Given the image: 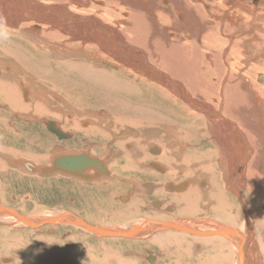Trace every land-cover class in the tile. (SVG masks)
<instances>
[{
    "label": "bare ground",
    "instance_id": "1",
    "mask_svg": "<svg viewBox=\"0 0 264 264\" xmlns=\"http://www.w3.org/2000/svg\"><path fill=\"white\" fill-rule=\"evenodd\" d=\"M41 2L45 4L40 5ZM5 29L7 39L0 37V64L5 65L0 66V99L7 104L4 114L33 110L37 116L46 115L42 114L46 110L41 104L47 100L46 93L28 82L35 80L32 73H40H34L35 68L66 70L69 66H81L93 77L95 70L100 72L101 64H108L107 58L112 59L110 66L118 76L125 77L127 101L131 102L130 96L134 100L129 107L136 106L131 110L137 118L130 117V122L125 119V123L139 129V143L149 146L146 152L155 155L159 150L154 146L162 147L164 160L184 152L169 174L173 177L181 172L179 176L192 180L185 192L170 198L176 204L184 202L179 215L196 214L198 208H204V215L215 219L202 217L161 224L139 220L113 231L89 225L70 213L29 220L13 208L0 206V223L34 230L74 225L100 238H138L141 233L146 237L156 232L155 244L163 247L167 260L174 247L205 251L228 241L229 248L237 251L233 264H257L259 259L264 263V243L259 246L262 258L256 250L262 237L256 236L258 242L255 238L259 228L264 229V0H0V30ZM17 47L41 63L36 62L33 67L21 61ZM113 75L117 77L113 71L106 74ZM103 79L100 78L106 82ZM39 123L56 137L47 128L51 123L56 129L55 122L42 119ZM81 125L86 126V121ZM61 132L66 135L62 140L70 138L68 133ZM130 139L125 157L118 162L139 161L135 154L139 144ZM86 154L101 163V171L86 172L91 175L88 178L52 171L55 157L48 166L37 167L23 160L17 163L24 168L33 166L34 171L25 169L43 176L63 174L91 181L109 176L104 160L88 151ZM150 167L163 171L156 164ZM41 168L49 171H40ZM188 185L189 181H184L165 188L182 192ZM142 187L140 193L151 192L149 184ZM133 192L129 190L119 200L128 199ZM159 207V203L151 205L153 209ZM143 222L151 225L142 232L132 230ZM162 234L167 235L160 239ZM183 236L203 239H186L183 244Z\"/></svg>",
    "mask_w": 264,
    "mask_h": 264
},
{
    "label": "rangeland",
    "instance_id": "2",
    "mask_svg": "<svg viewBox=\"0 0 264 264\" xmlns=\"http://www.w3.org/2000/svg\"><path fill=\"white\" fill-rule=\"evenodd\" d=\"M44 4L40 3V5ZM121 31L123 34L122 29ZM101 38L104 40L105 36L101 34ZM16 51H18L17 58L21 57L20 60L29 63L30 66L35 67L36 62L41 63L37 57H30L21 47H17ZM103 52L105 53V50ZM67 61L68 59L65 62ZM110 61L112 59L107 58L108 64H101L100 72L95 70L97 74L93 77H89L81 66H69L66 70L51 67L35 68L34 73H40L37 75L32 73L38 77H33L35 80L28 82L31 87L36 86L44 90V94L46 93L45 103L37 99L42 107H45L46 111L42 113L46 114L45 116H37L33 110L15 115L4 114L7 111V104L0 99V155L5 157H0V206L13 208L19 215L29 220H42L51 214L70 213L89 225L113 231L137 223L139 220H151L161 224L202 219V217L215 219L211 215H204L206 213L204 208H198L196 214L179 215V207L184 206V202L181 203L182 205L176 204L170 198L173 194L185 192L192 180L184 175L179 176L181 172H178V168L175 169L178 175L170 177L169 174L174 162L179 161L184 152L168 160L161 158L164 153L160 146H154L159 150L157 155L147 153L149 146L138 141L141 136L139 129L135 128V130L125 123V119L126 122H130L133 119L130 117L137 118V113L131 110L136 106L129 107L134 100L132 96H130L131 102L126 99L123 88L125 77L118 76L117 70L110 66ZM1 65L5 66L3 63ZM111 71L115 72L117 77L106 76ZM100 78H104L106 82ZM30 94L33 98V92L30 91ZM42 119L55 122L61 131L70 135V138L58 140L39 123ZM84 121L86 126L83 127L81 123ZM126 137L129 139L137 137L133 140L139 144H136L135 149L139 161L118 162L125 157V148L127 149L126 146L130 144ZM143 146H145L144 150ZM86 151L104 160L109 176L92 181L63 174L43 176L30 173L23 165L17 163L23 160L37 167L48 166L50 159L58 154ZM36 159L45 161L35 163ZM150 164L162 167L163 171H156L150 167ZM101 180H106L105 185ZM184 181H189V185L182 192L165 188V185H179ZM205 182L208 185V182ZM148 184L152 187L151 192L140 193L142 186ZM131 189L134 190L133 194L128 199L120 201L119 197L126 196ZM152 203H159V209L151 208ZM203 233L204 231L201 234ZM157 234L151 232L144 237L146 234L141 233L138 238H100L74 225H52L34 230L18 224L5 226L0 223V264H233L232 261L237 255L236 249L232 247L230 249L227 241L226 245L219 246L223 248L221 250L193 251L188 248L185 251L177 247L171 248L170 261L167 260L168 256L162 253L163 247L161 249L155 244L158 238L154 236ZM165 235L167 234L159 235L160 239ZM168 235L172 236V234ZM256 236L262 237L258 239L259 242ZM255 238L258 242L257 255L260 254L262 258L259 246L260 243H264V229L262 231V228H259ZM186 239L194 241L203 238L185 236L182 240L183 244L187 243ZM3 247L7 250L4 251ZM173 250L175 253H172ZM233 251L236 254H233ZM148 253H152L153 262L149 261ZM223 257L228 259L223 260ZM257 264L264 263L259 259Z\"/></svg>",
    "mask_w": 264,
    "mask_h": 264
},
{
    "label": "water",
    "instance_id": "3",
    "mask_svg": "<svg viewBox=\"0 0 264 264\" xmlns=\"http://www.w3.org/2000/svg\"><path fill=\"white\" fill-rule=\"evenodd\" d=\"M47 128L52 131L58 140H62L66 138V135L61 132L58 126H56V129L52 126L51 123L47 124ZM83 154L78 153L79 155L76 154H61L57 157L52 162L51 170L58 172V170H62L63 172H66L68 174L72 175H79L82 178H88L89 174L86 172L89 170H96L98 169L101 171V163L96 159L88 156L86 152H82ZM29 171H34L35 168L33 166H27L25 167ZM46 168H41V170H45ZM46 171H49L46 169ZM88 175V176H86ZM148 225H151L150 222H143L137 225H134V228L132 229L133 231H140L142 232L146 229ZM141 226V227H140ZM113 232V231H111ZM124 234H129L131 231L127 232ZM149 255L147 256L150 261L154 259L153 255L151 253H148Z\"/></svg>",
    "mask_w": 264,
    "mask_h": 264
},
{
    "label": "clouds",
    "instance_id": "4",
    "mask_svg": "<svg viewBox=\"0 0 264 264\" xmlns=\"http://www.w3.org/2000/svg\"><path fill=\"white\" fill-rule=\"evenodd\" d=\"M0 37H3L4 39H7L8 34L6 29L5 30H0Z\"/></svg>",
    "mask_w": 264,
    "mask_h": 264
},
{
    "label": "crops",
    "instance_id": "5",
    "mask_svg": "<svg viewBox=\"0 0 264 264\" xmlns=\"http://www.w3.org/2000/svg\"><path fill=\"white\" fill-rule=\"evenodd\" d=\"M63 226H66V225H63ZM218 249H223L222 247L221 248H219V247H217V249H212V248H210V249H207V250H218ZM220 258V257H219Z\"/></svg>",
    "mask_w": 264,
    "mask_h": 264
}]
</instances>
